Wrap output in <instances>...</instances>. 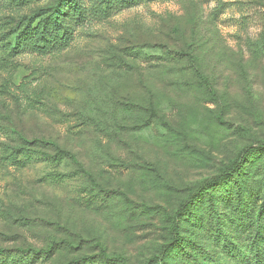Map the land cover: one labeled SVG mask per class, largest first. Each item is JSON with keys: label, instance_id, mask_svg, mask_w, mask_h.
I'll use <instances>...</instances> for the list:
<instances>
[{"label": "rangeland", "instance_id": "374dc122", "mask_svg": "<svg viewBox=\"0 0 264 264\" xmlns=\"http://www.w3.org/2000/svg\"><path fill=\"white\" fill-rule=\"evenodd\" d=\"M53 1L0 0V264H246L244 217L264 200V0H78L69 43L12 51ZM20 137L66 148L96 186L14 157Z\"/></svg>", "mask_w": 264, "mask_h": 264}, {"label": "trees", "instance_id": "16d2710c", "mask_svg": "<svg viewBox=\"0 0 264 264\" xmlns=\"http://www.w3.org/2000/svg\"><path fill=\"white\" fill-rule=\"evenodd\" d=\"M101 4L106 5L107 8H112L114 6H126L130 0H98ZM78 0H54L53 4L49 7L47 13L36 12L29 18H24L28 20V28L25 27L18 35L12 38L14 42V46L12 47V51L16 50V53L19 51H23L25 48H38L41 51L46 50V48L54 49L59 43L64 42V44L69 43V35H68V25L67 23H62V20L66 16L67 8L69 6L77 5ZM75 11V10H74ZM37 17V18H36ZM33 18L40 19L34 28H29L31 22H33ZM35 19V20H36ZM62 33V34H61ZM33 35L35 41L30 43V38ZM32 39V40H33ZM15 52V51H14ZM130 107L134 106L130 104ZM15 156L19 155L24 156L26 161H30L33 158L38 159L42 162H60L65 161L76 168H78L79 173L83 174L88 178V180L92 183L93 186H96L94 181L91 179V176L85 171L83 165L77 160L76 156L71 153L66 148L60 146L58 143L52 140H44V139H34L29 141L23 137L19 138V145L17 147H13L9 149ZM260 153L264 156V144L259 145L252 153ZM262 159V158H261ZM264 160V159H263ZM239 169V168H238ZM235 174L238 172L234 171ZM231 176V175H230ZM264 186V183H263ZM204 194H207L206 188L204 189ZM248 191L243 190V193H247ZM249 193H251L249 191ZM264 194V191H263ZM200 198H203L201 196ZM195 202V200H194ZM194 204V203H193ZM248 204V203H247ZM190 204L186 206L189 207ZM254 204L249 205V210L251 213L255 212L254 217L245 216V228L252 230L249 234V239L247 240V249L252 255L246 264H264V256H262V251L260 247V240L264 237V227L261 228V224H264V200L257 207H254ZM239 210V209H237ZM244 214L245 210H241ZM177 216L175 215L172 218L171 228L174 234H176L178 226H177ZM188 216V215H187ZM190 217V216H188ZM220 227H218L219 229ZM10 250L0 249V253H9ZM16 252L21 253L22 255H30L33 257H38L43 254H47L48 250H35V249H18ZM102 257V259L109 260L108 256L104 254L98 256H84L78 259H74L67 264H83L94 259Z\"/></svg>", "mask_w": 264, "mask_h": 264}]
</instances>
